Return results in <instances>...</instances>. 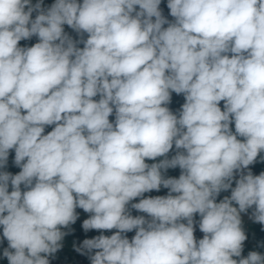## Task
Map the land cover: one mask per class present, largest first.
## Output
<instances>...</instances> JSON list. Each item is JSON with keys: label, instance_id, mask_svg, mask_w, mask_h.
<instances>
[{"label": "clouds", "instance_id": "9594fccd", "mask_svg": "<svg viewBox=\"0 0 264 264\" xmlns=\"http://www.w3.org/2000/svg\"><path fill=\"white\" fill-rule=\"evenodd\" d=\"M160 3L56 0L45 11L42 0H0V168L13 148L22 168L0 172L9 264H50L77 207L91 214L85 231L118 230L83 241L81 254L96 250L91 264H264L255 251L232 258L247 238L240 213L254 206L264 225V172L244 173L264 151V0H168L174 22ZM64 24L87 40L73 41ZM33 35L40 42L18 47ZM170 92L185 96L179 118L162 106ZM173 144L186 151L145 163ZM177 166L178 179L164 178ZM234 172L231 196L215 202ZM161 186L167 196L131 205L150 220L129 213ZM133 229L129 241L122 233Z\"/></svg>", "mask_w": 264, "mask_h": 264}, {"label": "crops", "instance_id": "0c3cea01", "mask_svg": "<svg viewBox=\"0 0 264 264\" xmlns=\"http://www.w3.org/2000/svg\"><path fill=\"white\" fill-rule=\"evenodd\" d=\"M56 0H42L41 7L43 10L47 11ZM38 3V0H31V4L35 5ZM77 3L82 4L83 0H77ZM136 11H140V8L138 5L134 6ZM159 9L162 13V16L169 22H174L175 18L170 15V9L168 8V0H161V3L159 5ZM25 11H27V7L25 8ZM38 13L34 11L32 13L31 19H35ZM133 16L135 15V12L132 14ZM155 18H153L154 20ZM169 25L166 23L163 25V28H167ZM64 33L67 34L73 41H82V40H87L88 34L85 33H77L73 28L68 26L67 24L62 25ZM40 42L39 37L36 35H33L29 39H22L18 42V47L21 48H29L34 46L36 43ZM76 47L83 49L84 43L78 42L76 44ZM229 57H231L232 53H227ZM170 102L167 103L166 105H162L167 107L170 112L179 118L180 112L182 111V105L186 102L185 101V96L183 93L177 94L175 92H170ZM101 96L98 94L97 96L93 97L92 99L94 101H99ZM225 101H220L219 102V107L221 108L222 111L225 110L224 108ZM22 114H26V111L22 110ZM115 108L113 113L109 116V121L112 122L113 124L115 123ZM62 123V121H61ZM56 127V124H51V125H44V131L42 135H47L53 129ZM231 131L233 134H235V123L234 120L230 123L229 125ZM186 131V129H185ZM238 140L243 141L244 138L237 136ZM185 152L186 150L184 149H176L175 144H173L172 149H170L169 153L166 154L165 156L157 157L155 159H145V163L148 165H152L154 163H159L163 159H171L173 156L177 154V152ZM26 162V159L25 161ZM23 163V162H22ZM249 170L251 173L255 175H259L262 172H264V151L260 152L256 161L249 165ZM22 168L18 166L15 163V148L10 149L8 153V158H7V163L3 168H0V172H7L10 173L11 175L15 176L21 172ZM162 175L164 178H176L178 179L179 176L181 175L182 170L179 168V166L175 168H168L167 170H161ZM239 179V175H236L234 173V179L232 181L231 188L228 190H223L221 191L217 197L216 201L217 203L221 202L224 200L225 197H230L231 196V189L236 186V180ZM35 184V179L33 180V186ZM21 191H27L29 190L26 188L23 184H21ZM12 186L11 183H9L8 191L11 192ZM169 194V189L164 188L163 186L160 187L159 190H150L149 192L143 193L142 196L136 197L133 200H131L128 205H126L127 210L129 213L133 216H144L145 219L150 220L151 218L148 216L147 213L140 212L134 208L131 207L132 204L134 203H139L141 199L144 198H150V197H157V196H167ZM172 195H177L176 193H173ZM234 207L238 208V205L233 203ZM254 210L253 208L248 209L247 212H242L240 213L241 220H242V228L245 232L246 235V240L243 242V248L241 252L240 257H232L233 259L239 261L241 258H246L250 252H258L261 255H264V225L255 222L251 216L252 212ZM75 212L78 215L77 220L75 223L70 224L68 227L61 228L62 232H65L66 235L63 237V240L61 241L62 247L53 255L49 256L48 259L50 261V264H91L90 260V255L94 254L96 250H93L92 253H88L86 250L84 251L83 254H81L80 251H77L78 248H80L83 244V241L86 239H93L97 236L104 235L110 237L113 235L115 232H117V229H112V230H95L91 229L88 231H85L82 227L83 222L90 217V213L85 212L82 208L77 207L75 209ZM7 213H5L6 215ZM201 220V217L199 213L194 214L193 216V227H194V238L198 242L200 239L197 234L199 222ZM183 223H187L186 220L181 221ZM136 230L133 229L130 232L122 233L123 236H126L129 241L132 240V238L135 236ZM9 248V243L6 238L3 236V226H0V264H9L8 259L3 255L4 250ZM10 251H14L9 249ZM43 255V254H42Z\"/></svg>", "mask_w": 264, "mask_h": 264}, {"label": "built area", "instance_id": "2783aa9c", "mask_svg": "<svg viewBox=\"0 0 264 264\" xmlns=\"http://www.w3.org/2000/svg\"><path fill=\"white\" fill-rule=\"evenodd\" d=\"M248 171H249V167L244 170V173L246 174ZM234 173L236 175H240L238 172H234ZM197 234H198L199 239H203L204 233L200 230L199 226H198Z\"/></svg>", "mask_w": 264, "mask_h": 264}]
</instances>
